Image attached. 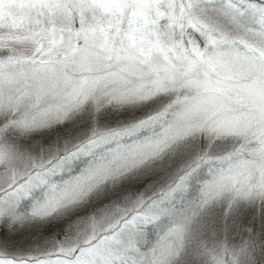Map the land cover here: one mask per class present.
Wrapping results in <instances>:
<instances>
[{
	"label": "snow or ice",
	"instance_id": "6c2138e0",
	"mask_svg": "<svg viewBox=\"0 0 264 264\" xmlns=\"http://www.w3.org/2000/svg\"><path fill=\"white\" fill-rule=\"evenodd\" d=\"M0 264H264V0H0Z\"/></svg>",
	"mask_w": 264,
	"mask_h": 264
}]
</instances>
